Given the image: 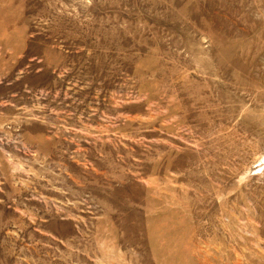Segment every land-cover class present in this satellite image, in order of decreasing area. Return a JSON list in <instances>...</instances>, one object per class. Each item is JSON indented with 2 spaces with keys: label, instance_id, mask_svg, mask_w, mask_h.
Instances as JSON below:
<instances>
[{
  "label": "rangeland",
  "instance_id": "374dc122",
  "mask_svg": "<svg viewBox=\"0 0 264 264\" xmlns=\"http://www.w3.org/2000/svg\"><path fill=\"white\" fill-rule=\"evenodd\" d=\"M0 264H264V0H0Z\"/></svg>",
  "mask_w": 264,
  "mask_h": 264
}]
</instances>
